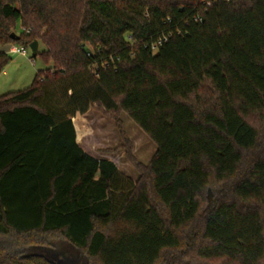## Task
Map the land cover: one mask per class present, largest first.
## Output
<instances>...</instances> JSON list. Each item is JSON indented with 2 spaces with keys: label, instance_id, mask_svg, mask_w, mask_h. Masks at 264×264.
I'll list each match as a JSON object with an SVG mask.
<instances>
[{
  "label": "trees",
  "instance_id": "16d2710c",
  "mask_svg": "<svg viewBox=\"0 0 264 264\" xmlns=\"http://www.w3.org/2000/svg\"><path fill=\"white\" fill-rule=\"evenodd\" d=\"M35 41L0 96V264H264V0H0V46ZM89 83L136 181L78 143Z\"/></svg>",
  "mask_w": 264,
  "mask_h": 264
},
{
  "label": "rangeland",
  "instance_id": "374dc122",
  "mask_svg": "<svg viewBox=\"0 0 264 264\" xmlns=\"http://www.w3.org/2000/svg\"><path fill=\"white\" fill-rule=\"evenodd\" d=\"M44 49L45 46L40 43L39 52ZM10 56L12 60L0 73V96L28 89L36 74L49 67L40 56L33 55L30 48L26 49V55L11 53ZM62 87L54 89L57 97L61 100L64 91ZM95 99V88L93 84L89 83L85 86L83 94L79 96L77 108L78 112L89 110L87 113H80L79 118L74 120L81 139L78 143H82L83 147L93 156L112 161L123 176L136 181L138 172L127 158L124 148L125 142L116 120L113 116L105 115L96 110L97 102ZM102 105L105 110H109L105 101ZM119 118L128 138L131 140L136 159L148 164L156 151L155 143L125 113H121ZM207 197L208 205L211 207L214 203V194L211 190ZM69 263L71 264V261Z\"/></svg>",
  "mask_w": 264,
  "mask_h": 264
},
{
  "label": "crops",
  "instance_id": "0c3cea01",
  "mask_svg": "<svg viewBox=\"0 0 264 264\" xmlns=\"http://www.w3.org/2000/svg\"><path fill=\"white\" fill-rule=\"evenodd\" d=\"M14 47H17V46H13V45L0 46V53H7L9 55L11 53H16V52H13ZM17 54H20V53H17ZM76 131H77V137H78V142H79V140L81 141V139H80L77 127H76ZM80 146L85 150L82 143L80 144Z\"/></svg>",
  "mask_w": 264,
  "mask_h": 264
},
{
  "label": "built area",
  "instance_id": "2783aa9c",
  "mask_svg": "<svg viewBox=\"0 0 264 264\" xmlns=\"http://www.w3.org/2000/svg\"><path fill=\"white\" fill-rule=\"evenodd\" d=\"M196 20L198 22H201L202 21V17L201 16H197L196 17ZM13 52H16V53H20L22 55H26V48L22 47V46H17V47H14L13 48Z\"/></svg>",
  "mask_w": 264,
  "mask_h": 264
},
{
  "label": "water",
  "instance_id": "95a60500",
  "mask_svg": "<svg viewBox=\"0 0 264 264\" xmlns=\"http://www.w3.org/2000/svg\"><path fill=\"white\" fill-rule=\"evenodd\" d=\"M16 34L15 33H12L11 34V37L12 38H15ZM29 48L31 49V51L33 52V55H37L38 53V50H39V43L37 41L33 42ZM209 194H210V191H209Z\"/></svg>",
  "mask_w": 264,
  "mask_h": 264
}]
</instances>
